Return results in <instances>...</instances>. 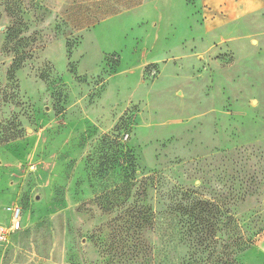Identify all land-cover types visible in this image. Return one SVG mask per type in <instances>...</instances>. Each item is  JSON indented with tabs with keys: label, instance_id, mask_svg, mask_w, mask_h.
<instances>
[{
	"label": "rangeland",
	"instance_id": "374dc122",
	"mask_svg": "<svg viewBox=\"0 0 264 264\" xmlns=\"http://www.w3.org/2000/svg\"><path fill=\"white\" fill-rule=\"evenodd\" d=\"M239 1L0 0V264H264V4Z\"/></svg>",
	"mask_w": 264,
	"mask_h": 264
},
{
	"label": "trees",
	"instance_id": "16d2710c",
	"mask_svg": "<svg viewBox=\"0 0 264 264\" xmlns=\"http://www.w3.org/2000/svg\"><path fill=\"white\" fill-rule=\"evenodd\" d=\"M20 65H21V61H20V58H17V60L16 61H14L13 62V65H12V69H11V71H10V73L11 74H15V70L16 69H18L19 67H20ZM108 138H110V136L109 135H107L106 136V138L105 139H103V144H105V149H106V151L107 150H111V149H113L114 150V146H112L113 145V143L112 142H109L108 141ZM135 171L133 170L132 171V173H134ZM131 188V187H130ZM130 188H128L127 189V191L130 193L131 191H130ZM199 204H202V206L204 205V207H208L210 204L208 203V202H199ZM115 205L116 204H114V203H101L100 204V206H102V209L104 210V211H109V210H112L113 209V207H115ZM196 205V204H195ZM212 206V205H211ZM214 206V205H213ZM129 211H131L132 212V215H130L125 221H126V223H128L130 226H131V228L133 227V228H135V229H141V228H144V227H152L153 225H154V223H153V220H152V216H150V215H145V216H143L142 215V213H141V209L139 208V206H138V208L137 207H131L130 206V209H129ZM230 223H232V221H234L235 220V218L232 216V215H230ZM200 223V222H199ZM208 224V223H207ZM206 224V225H207ZM216 225H217V222L214 220V222L213 223H211L210 222V224H209V227L211 228V231L212 232H214L215 233V229H216ZM249 243H250V241H248ZM248 243V244H249ZM246 244V243H245ZM236 245V243L234 242V244L232 245V247H233V249H235V251H238L239 250V248L238 247H236L235 246ZM235 251H232V252H234V253H237V252H235ZM233 254V253H232ZM233 256V255H232ZM216 264H220V262H217ZM229 264H237V260H236V258H232L231 259V261L229 260Z\"/></svg>",
	"mask_w": 264,
	"mask_h": 264
},
{
	"label": "built area",
	"instance_id": "2783aa9c",
	"mask_svg": "<svg viewBox=\"0 0 264 264\" xmlns=\"http://www.w3.org/2000/svg\"><path fill=\"white\" fill-rule=\"evenodd\" d=\"M10 213V222L6 225L0 226V242L8 241L9 238L15 234L21 227V219L23 209L20 203H12L5 207Z\"/></svg>",
	"mask_w": 264,
	"mask_h": 264
},
{
	"label": "crops",
	"instance_id": "0c3cea01",
	"mask_svg": "<svg viewBox=\"0 0 264 264\" xmlns=\"http://www.w3.org/2000/svg\"><path fill=\"white\" fill-rule=\"evenodd\" d=\"M239 2H242V3L244 2L243 4L246 7V9L243 8V11H254L256 9L261 8L262 7L261 5L264 4V2H262V0H254L251 3H248L247 0H240ZM6 206H4V209H5ZM9 222H10V215L8 214L7 217L3 216V220L0 223L1 224L0 226L6 225Z\"/></svg>",
	"mask_w": 264,
	"mask_h": 264
},
{
	"label": "clouds",
	"instance_id": "9594fccd",
	"mask_svg": "<svg viewBox=\"0 0 264 264\" xmlns=\"http://www.w3.org/2000/svg\"><path fill=\"white\" fill-rule=\"evenodd\" d=\"M262 2H264V0H262Z\"/></svg>",
	"mask_w": 264,
	"mask_h": 264
}]
</instances>
